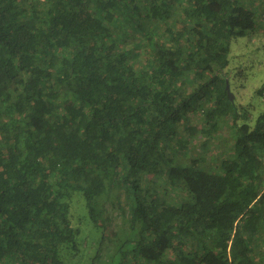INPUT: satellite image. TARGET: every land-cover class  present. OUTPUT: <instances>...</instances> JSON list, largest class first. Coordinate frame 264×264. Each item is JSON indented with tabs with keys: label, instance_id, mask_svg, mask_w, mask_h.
<instances>
[{
	"label": "trees",
	"instance_id": "obj_1",
	"mask_svg": "<svg viewBox=\"0 0 264 264\" xmlns=\"http://www.w3.org/2000/svg\"><path fill=\"white\" fill-rule=\"evenodd\" d=\"M254 11L244 0H0V264H78L70 200H84L100 244L118 189L126 226L100 264H261L264 107L238 122L222 73ZM228 120L211 162L179 158Z\"/></svg>",
	"mask_w": 264,
	"mask_h": 264
},
{
	"label": "rangeland",
	"instance_id": "obj_2",
	"mask_svg": "<svg viewBox=\"0 0 264 264\" xmlns=\"http://www.w3.org/2000/svg\"><path fill=\"white\" fill-rule=\"evenodd\" d=\"M244 1L254 7L255 26L251 32L232 38L228 53V65L222 72L228 78L229 89L234 95V104L240 112L238 122H241L244 118L241 115L243 111L252 121L264 107V100L258 94V89L264 82V0ZM199 116V112H190L188 114L189 124L200 126L202 122L199 120ZM186 126L185 122L180 123L178 128L180 135H177V139L180 137L184 139L189 136ZM221 128L223 132L221 134L219 131L215 132L214 137L206 145H203L205 141H203L204 137L202 135L198 134L191 137L186 149L184 151L180 150L181 154L178 152L179 158L184 161L193 157L199 158L203 155L206 161L211 162L213 155L215 156L218 150L222 151L228 146L231 139L230 131L232 127L230 121L221 124ZM158 181H161V178ZM162 187L164 189L168 188L166 185ZM164 193L170 195L169 191ZM70 201L72 224L79 230L77 240L80 242V250L75 254L74 259H79L78 264H100L111 252L108 247L112 243H108V238L113 241L116 240L117 235H120L122 229L126 226V222L121 216V207H126L123 191L122 189L115 191L114 196L108 202V209L105 213L106 218L103 221L105 227L102 231L105 236H103L100 244H98V241L101 234L90 222L88 216H85L84 200L73 196ZM257 235L253 247L259 254L258 258L261 256L264 260V226L260 227ZM261 264H264V261Z\"/></svg>",
	"mask_w": 264,
	"mask_h": 264
},
{
	"label": "water",
	"instance_id": "obj_3",
	"mask_svg": "<svg viewBox=\"0 0 264 264\" xmlns=\"http://www.w3.org/2000/svg\"><path fill=\"white\" fill-rule=\"evenodd\" d=\"M225 90L229 96L230 99H233V93L230 91L229 89V82H228V78H225Z\"/></svg>",
	"mask_w": 264,
	"mask_h": 264
},
{
	"label": "built area",
	"instance_id": "obj_4",
	"mask_svg": "<svg viewBox=\"0 0 264 264\" xmlns=\"http://www.w3.org/2000/svg\"><path fill=\"white\" fill-rule=\"evenodd\" d=\"M262 99L264 100V89L262 91Z\"/></svg>",
	"mask_w": 264,
	"mask_h": 264
}]
</instances>
